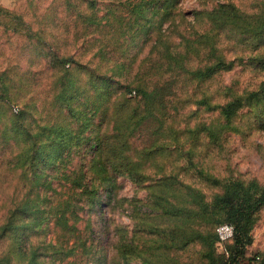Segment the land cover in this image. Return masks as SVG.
Listing matches in <instances>:
<instances>
[{
    "label": "rangeland",
    "instance_id": "1",
    "mask_svg": "<svg viewBox=\"0 0 264 264\" xmlns=\"http://www.w3.org/2000/svg\"><path fill=\"white\" fill-rule=\"evenodd\" d=\"M148 1L0 3V226L24 196L41 192L31 186L30 173L20 159L27 144L24 130L34 133L52 124L75 127L57 100L60 83L67 80L80 90L75 108L84 102L100 105L93 134L103 143H126L124 153L144 177L139 184L117 177L112 196L103 205V218L99 212L80 213L79 235L86 248L92 245L93 250L60 264H207L208 251L201 244L183 250L166 248L162 242H167L165 231L172 223L161 214L159 204L165 198L182 205L183 186L198 190L210 202L222 188L208 183V177L222 184L253 180L264 186V99L238 111L228 127L218 109L199 105L206 99L210 107L223 106L264 91V33L239 34L214 25L207 15L220 4H231L247 15L259 14L264 0H178L169 9L161 0L156 11ZM140 3L142 15L138 16L132 10ZM199 36L208 39L200 42ZM211 45L226 62H235L233 69L206 81L191 79L181 67L194 71L212 63L207 53ZM63 59L72 62L63 65ZM102 78L112 86L96 99L98 90L92 85ZM139 88L157 90L153 115L130 132L123 128L116 139L115 120H125L131 111L134 119L144 114ZM202 126L211 128L214 137L198 130ZM83 149L66 161L67 171L92 169L91 157ZM98 158L102 160L103 155ZM94 173L90 171L88 177L95 179ZM53 185L52 189L57 188L56 181ZM57 191L65 192L59 187ZM263 218L264 205L238 264H251L254 256L264 254ZM219 224L208 226L207 231L214 234ZM43 237L45 244L50 240L55 244L51 230L45 236H30L29 241L41 246ZM13 243L10 236L0 239V257L9 255L13 264H23ZM125 244L135 250L122 257ZM232 244L233 240L214 245L217 264L231 262L228 248ZM22 246L27 248L29 243ZM44 264L52 263L47 258Z\"/></svg>",
    "mask_w": 264,
    "mask_h": 264
},
{
    "label": "trees",
    "instance_id": "2",
    "mask_svg": "<svg viewBox=\"0 0 264 264\" xmlns=\"http://www.w3.org/2000/svg\"><path fill=\"white\" fill-rule=\"evenodd\" d=\"M160 1L149 0L147 5L156 11ZM162 1L165 9L172 8L178 2V0ZM132 12L141 16L142 3L134 6ZM207 15L214 25L229 28L239 34L257 37L264 33V10L259 14L247 15L231 4H220ZM202 39L208 38L199 36L200 42ZM216 51L213 45L208 48L207 53L213 58V62L203 68L190 71L182 66L181 69L196 81H206L220 72L231 71L235 62H226L216 54ZM61 62L66 65L72 60L63 59ZM98 85L100 88H97ZM111 86V82L105 78L93 84L92 88L98 90L95 94L96 99L108 94ZM59 87L57 100L66 108L75 127H69L70 124L67 126L52 124L41 126L34 133L24 130L27 144L20 159L23 167H26L30 173L31 186L41 189V192L24 196L9 212L5 223L0 226V239L5 236L13 237V249L16 250L18 262L23 264H44L47 258L52 264L56 261L60 264L66 259L77 256V253L85 254L88 250L92 251V245L86 248L76 226L81 219L80 213L99 212V216L103 218V205L112 196L113 183L117 177H126L136 184L144 180V177L136 171V164L131 163L124 153L126 143H103L102 139L93 134L94 120L100 112V105L95 106L92 103L91 106L84 102L81 104L82 107L77 109L74 104L80 101L79 88L70 80L60 83ZM126 91L132 92L127 88ZM137 94L143 102L144 114L134 119L136 114L131 111L125 120L121 118L115 120L116 125L113 126L112 131L116 132L114 136L116 139H119L123 128L126 132H130L153 115L157 90L147 91L139 88ZM263 99L264 91L260 89L249 93L245 98L238 97L228 101L223 106L210 107L206 99L199 101V105L213 110L218 109L220 117L228 127L238 111L247 105L261 103ZM18 116L22 118L23 113ZM198 130L207 131L209 137H214L211 128L202 126ZM82 148L91 157L89 164L92 165V169L83 171L82 167H78L67 171L66 161L71 155L78 154ZM101 154L102 160L98 158V155L102 156ZM93 170H95V179L88 177V173ZM205 180L212 186L222 188V193L214 195L210 202L198 190L183 186L182 205L177 206L165 198L164 204H159L162 209L161 214L168 216L172 223V227L165 231L167 242L162 243L166 244L167 249L175 250L186 249L194 243L201 244L208 251L207 264H217L213 258L217 237L215 233L208 232L207 227L225 222L234 227L235 233L233 244L228 248L231 262L224 264H238L237 258L243 256L245 245L248 244L249 235L255 226L257 213L264 205V186L253 180L248 183L231 180L225 184L214 178L208 177ZM54 181L57 182V188L65 190L64 193L58 192L57 188L52 189ZM50 230L55 236V244H52L51 240L45 244V237L41 246L29 241L30 236H45ZM23 242L29 243V246L24 248ZM134 250L132 244L123 245L122 257L133 253ZM0 264H13V259L9 255L1 256Z\"/></svg>",
    "mask_w": 264,
    "mask_h": 264
},
{
    "label": "built area",
    "instance_id": "3",
    "mask_svg": "<svg viewBox=\"0 0 264 264\" xmlns=\"http://www.w3.org/2000/svg\"><path fill=\"white\" fill-rule=\"evenodd\" d=\"M14 112L17 113L18 110L14 109ZM261 228L264 231V218L260 222ZM234 227L230 224L224 223L217 226L215 234L217 237L216 247H221L223 244L230 242L234 238ZM251 264H264V255H256L254 256Z\"/></svg>",
    "mask_w": 264,
    "mask_h": 264
},
{
    "label": "crops",
    "instance_id": "4",
    "mask_svg": "<svg viewBox=\"0 0 264 264\" xmlns=\"http://www.w3.org/2000/svg\"><path fill=\"white\" fill-rule=\"evenodd\" d=\"M0 3H3L2 0H0Z\"/></svg>",
    "mask_w": 264,
    "mask_h": 264
}]
</instances>
